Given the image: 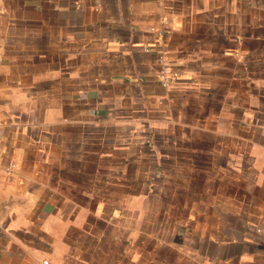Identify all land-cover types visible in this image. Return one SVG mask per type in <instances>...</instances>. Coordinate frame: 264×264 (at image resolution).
<instances>
[{"label": "crops", "instance_id": "obj_1", "mask_svg": "<svg viewBox=\"0 0 264 264\" xmlns=\"http://www.w3.org/2000/svg\"><path fill=\"white\" fill-rule=\"evenodd\" d=\"M45 260L264 264V0H0V264Z\"/></svg>", "mask_w": 264, "mask_h": 264}, {"label": "built area", "instance_id": "obj_2", "mask_svg": "<svg viewBox=\"0 0 264 264\" xmlns=\"http://www.w3.org/2000/svg\"><path fill=\"white\" fill-rule=\"evenodd\" d=\"M152 31H155L154 29ZM159 37H162L164 35V32H156ZM163 80H166L165 77H162ZM43 264H48V261H43Z\"/></svg>", "mask_w": 264, "mask_h": 264}]
</instances>
